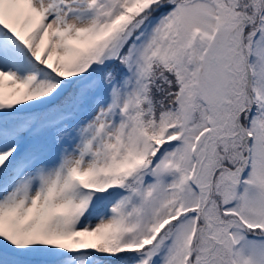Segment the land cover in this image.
I'll use <instances>...</instances> for the list:
<instances>
[{"label": "snow or ice", "instance_id": "1", "mask_svg": "<svg viewBox=\"0 0 264 264\" xmlns=\"http://www.w3.org/2000/svg\"><path fill=\"white\" fill-rule=\"evenodd\" d=\"M0 264H264V0H0Z\"/></svg>", "mask_w": 264, "mask_h": 264}]
</instances>
